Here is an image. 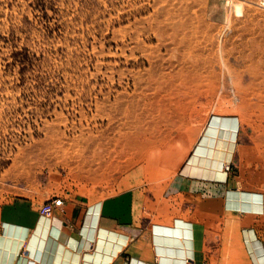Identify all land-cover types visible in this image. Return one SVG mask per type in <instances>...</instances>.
<instances>
[{"label": "rangeland", "instance_id": "1", "mask_svg": "<svg viewBox=\"0 0 264 264\" xmlns=\"http://www.w3.org/2000/svg\"><path fill=\"white\" fill-rule=\"evenodd\" d=\"M250 1L0 0V206L168 196L220 123L238 132L229 176L262 183L264 9Z\"/></svg>", "mask_w": 264, "mask_h": 264}, {"label": "crops", "instance_id": "2", "mask_svg": "<svg viewBox=\"0 0 264 264\" xmlns=\"http://www.w3.org/2000/svg\"><path fill=\"white\" fill-rule=\"evenodd\" d=\"M237 134L210 125L168 196L67 193L54 218L40 214L49 198L13 197L0 206V264H264V181L226 170ZM164 151L169 174L178 150Z\"/></svg>", "mask_w": 264, "mask_h": 264}, {"label": "built area", "instance_id": "3", "mask_svg": "<svg viewBox=\"0 0 264 264\" xmlns=\"http://www.w3.org/2000/svg\"><path fill=\"white\" fill-rule=\"evenodd\" d=\"M228 4L233 0H224ZM253 5L258 8L264 9V0H251ZM64 204V200L61 196H52L47 199L40 208L41 216L54 217V212L57 208L62 207Z\"/></svg>", "mask_w": 264, "mask_h": 264}, {"label": "bare ground", "instance_id": "4", "mask_svg": "<svg viewBox=\"0 0 264 264\" xmlns=\"http://www.w3.org/2000/svg\"><path fill=\"white\" fill-rule=\"evenodd\" d=\"M239 4H241V3H239ZM236 6H237V4H236ZM241 6H242V4H241ZM241 6H238L237 7V12L239 13V14H241V12H242V8H241ZM121 141H120V139H118V140H116V143H120ZM141 156V155H140ZM97 157H98V159H97ZM97 157H96V159L97 160H99V164L101 165V166H103V164L105 163V161L103 160V155L102 154H97ZM154 157H150V159H151V161H152V159H153ZM135 156L133 155V157H131V158H129L128 160H126V161H122L121 159L120 160H118V162H116V163H112V162H109L106 166L108 167V169H112V170H122L123 168H125V167H127L128 165H131V164H133V162L135 161ZM136 172H137V170H136ZM123 181V180H122ZM96 215V214H95ZM52 218H54V217H52ZM51 223V222H50ZM51 225V224H50ZM105 244H106V241H105ZM184 244V243H183ZM100 247H101V245H99ZM175 246V245H174ZM105 247V246H104ZM167 247V246H166ZM101 254V253H100ZM95 255H97V253L95 254ZM98 256V255H97ZM91 257H92V255H91ZM96 257V256H95ZM99 257H100V255H99ZM103 259V258H102ZM28 260V259H27ZM100 260V259H99ZM97 261V260H96ZM103 261V260H102ZM35 263V262H34ZM38 264V263H37Z\"/></svg>", "mask_w": 264, "mask_h": 264}]
</instances>
